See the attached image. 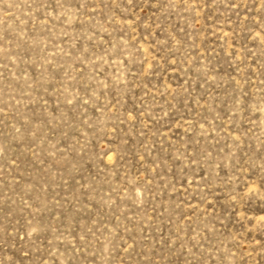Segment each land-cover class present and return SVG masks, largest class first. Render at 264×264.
Instances as JSON below:
<instances>
[{
    "label": "rangeland",
    "instance_id": "obj_1",
    "mask_svg": "<svg viewBox=\"0 0 264 264\" xmlns=\"http://www.w3.org/2000/svg\"><path fill=\"white\" fill-rule=\"evenodd\" d=\"M0 264H264V0H0Z\"/></svg>",
    "mask_w": 264,
    "mask_h": 264
}]
</instances>
